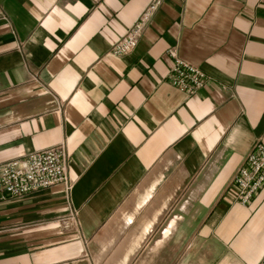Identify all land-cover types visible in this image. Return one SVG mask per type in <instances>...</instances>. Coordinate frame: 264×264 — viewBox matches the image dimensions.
<instances>
[{
    "label": "crops",
    "instance_id": "crops-1",
    "mask_svg": "<svg viewBox=\"0 0 264 264\" xmlns=\"http://www.w3.org/2000/svg\"><path fill=\"white\" fill-rule=\"evenodd\" d=\"M149 1L0 0V163L65 143L72 180L0 202V264L264 262V186L230 184L264 142V0H165L113 53Z\"/></svg>",
    "mask_w": 264,
    "mask_h": 264
},
{
    "label": "built area",
    "instance_id": "built-area-1",
    "mask_svg": "<svg viewBox=\"0 0 264 264\" xmlns=\"http://www.w3.org/2000/svg\"><path fill=\"white\" fill-rule=\"evenodd\" d=\"M165 0H150L128 31L112 46V52H129L136 44L147 22ZM171 65L168 81L187 94H194L209 81L200 67L181 59L176 48L168 49ZM62 184L66 191L72 187L69 175V153L65 143L34 151L25 159H12L0 163V202L11 197H21L37 190ZM231 185L238 188L242 204L251 203L264 186V142L257 139L241 165L234 172ZM65 229L76 227L74 212L59 219ZM259 264H264L261 262Z\"/></svg>",
    "mask_w": 264,
    "mask_h": 264
}]
</instances>
